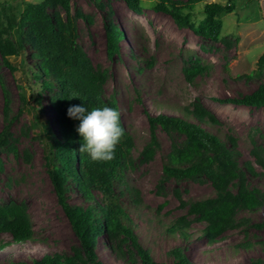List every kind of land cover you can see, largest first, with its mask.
I'll return each instance as SVG.
<instances>
[{
	"label": "rangeland",
	"instance_id": "obj_1",
	"mask_svg": "<svg viewBox=\"0 0 264 264\" xmlns=\"http://www.w3.org/2000/svg\"><path fill=\"white\" fill-rule=\"evenodd\" d=\"M39 1L0 3L22 9L25 2ZM153 1L141 0L143 10L137 14L125 0H69L70 10L76 16L78 43L94 65L108 71L104 95L117 98L120 118L134 137L135 168L127 171L126 181L138 191L139 201L133 202V194L127 191L120 198L132 220L137 241L150 250L155 260L167 263L173 261L168 252L174 247H181L194 264H247L257 258L264 261V227L253 225L264 221V209L240 208L235 228L226 230L214 243L202 237L205 223L195 220L187 203L213 196L212 185L204 176L176 179L165 175V157L186 137L173 128L152 125L147 115L184 117L185 111L201 106L216 119L215 124L202 126L224 141H228V136L235 139V158L240 168L251 162L257 172L247 173L248 185L264 190V168L255 155L260 154L264 161V107L217 100L248 93L264 82L263 75L251 79L243 76L256 69L264 52V0H233L234 10L221 17L223 30L218 40L178 27L169 14L153 9ZM207 2L225 4L228 0H203L194 9L195 24L203 18V5ZM59 10L64 14L63 8ZM110 21L118 24L120 31L119 50L112 55L107 53L106 25ZM31 52L27 47L10 56L11 66L0 54V131L6 128L9 133L7 144L0 146V205L22 204L33 229L32 238L23 242L0 232V245H5L0 247V264L31 263L55 253L70 255L74 248L86 257L48 173L47 139L39 123L48 122L54 137L60 134V127L49 100L51 92L36 94L39 88L28 70L37 69L31 64L35 61ZM193 59L198 60L202 71L189 82L183 67ZM38 96L40 102L36 100ZM32 106L40 110V122L36 120L37 111L30 109ZM188 120L191 121L190 117ZM152 134L158 146L154 147L153 156L145 159ZM67 187V204L94 206L95 214L98 213L100 192L86 198L71 178ZM231 189L236 191L237 186ZM180 216L192 220L186 237L167 229ZM97 217L102 220V214ZM114 242L103 228L94 242L95 260L101 264H131L128 258L139 260L129 241L118 240L123 256L116 253Z\"/></svg>",
	"mask_w": 264,
	"mask_h": 264
},
{
	"label": "trees",
	"instance_id": "obj_2",
	"mask_svg": "<svg viewBox=\"0 0 264 264\" xmlns=\"http://www.w3.org/2000/svg\"><path fill=\"white\" fill-rule=\"evenodd\" d=\"M232 1L228 0L225 4L204 3L203 18L197 24L193 22L192 15L196 6L203 0H154L152 7L158 12L169 14L178 27H187L198 36L218 40L223 30L222 15L235 8ZM125 2L135 13H142L141 0H125ZM22 6L21 9L0 3V54L11 66L10 56L18 55L27 47L30 48L35 60L31 64H34L37 69L28 70L33 79L32 82L39 88L36 94L40 96V92L45 90L51 92L49 100L58 117L60 134L54 137L48 122L39 123L47 139L48 173L59 201L81 240L86 257L82 256L80 249L74 248L73 254L70 255L55 253L44 255L31 263L20 261L7 264H101L95 260L92 250L95 239L103 228L107 229L113 241L115 239L113 247L118 255H124L118 240L129 241L133 245L139 260L134 261L128 258L131 264H194L181 247L169 250L168 254L173 256L171 263L157 261L150 250L137 241L132 220L120 198L127 191L133 194V202L139 201L138 191L130 187L126 181L127 171L135 168L132 156L134 137L121 118L119 124L123 135L116 146L112 160L93 161L86 152L80 150L84 143L77 132L80 122L69 118L67 109L72 105L85 104L89 110L97 107H110L118 113L119 110L117 98L114 95L109 97L104 95L108 71L94 65L78 43L76 16L70 10L69 0L25 2ZM60 7L64 9V14L60 12ZM77 15L81 16L82 13L77 12ZM12 31L15 34V40L11 38ZM106 35L107 53L112 55L119 50L118 24L108 22ZM256 65L254 71L243 75L246 79L264 76V52L259 56ZM201 71L202 67L197 59H193L189 65L183 67L189 82H193L194 77ZM39 96L36 97L37 102H40ZM217 100L264 107V82H260L248 93L233 97H218ZM4 108L8 110L6 104ZM30 109L37 111L36 120L40 122V110L35 106ZM185 112L184 117L164 114L147 115L152 125L159 124L164 129L173 128L186 137L184 143L174 145L165 157L163 164L165 175L176 179L204 176L210 181L213 196L187 204L189 213L196 216L195 220L205 223L201 229L202 237L214 243L226 230L238 225L235 221L238 209L245 208L252 211L264 209V190L248 185L247 173L256 175L257 172L251 162H246L244 169L240 168L235 158V139L228 136V143L202 126V123L207 126L216 123L212 115L199 105ZM8 137L7 129H2L0 146L7 144ZM150 143L151 145L146 147L144 152L145 159L151 158L154 147L158 146V140L154 134ZM255 155L264 168V161L260 154L255 153ZM69 178L77 184L86 198H93L95 191L101 193L100 200H97L99 209L97 214H102V220L95 214L97 211L94 206L70 205L65 202L64 194L68 188ZM235 185L237 189L233 191L231 187ZM177 197L180 198L178 193ZM181 204L186 203L181 201ZM191 223L192 220L187 219L186 216H180L167 229L170 233L178 232L186 237L188 236L186 229ZM253 225L263 228L264 221L253 223ZM0 232L9 233L17 242L32 238V224L22 204L11 202L4 206L0 205ZM4 246L0 245L1 248ZM247 264H264V261L257 258Z\"/></svg>",
	"mask_w": 264,
	"mask_h": 264
},
{
	"label": "clouds",
	"instance_id": "obj_3",
	"mask_svg": "<svg viewBox=\"0 0 264 264\" xmlns=\"http://www.w3.org/2000/svg\"><path fill=\"white\" fill-rule=\"evenodd\" d=\"M67 116L80 122L77 132L84 141L80 150L86 152L93 161L113 159L123 135L119 113L115 109L97 107L89 110L85 104H78L67 109Z\"/></svg>",
	"mask_w": 264,
	"mask_h": 264
}]
</instances>
